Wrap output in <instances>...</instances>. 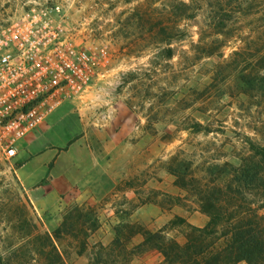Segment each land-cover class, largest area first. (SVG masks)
Wrapping results in <instances>:
<instances>
[{"label":"rangeland","instance_id":"rangeland-1","mask_svg":"<svg viewBox=\"0 0 264 264\" xmlns=\"http://www.w3.org/2000/svg\"><path fill=\"white\" fill-rule=\"evenodd\" d=\"M176 1L187 0H0V29L28 5H58L57 19L74 42L105 49L111 59L89 89L54 111L62 112L65 126L87 132L95 154L93 166L71 192L63 197L44 192L46 202L35 205L16 176V155L7 157L0 149L1 256L20 245L27 223L53 232L71 211L90 219L91 225L87 224V250L82 255L74 251L82 237L79 242L70 237L61 241L73 250L67 256L69 264L89 263V248L111 243L123 222L163 230L179 241L184 240L183 226L171 225L175 216L198 227L207 223V216L195 209V199L174 185L168 163L177 156L198 171L210 162L234 159L245 153L241 131L264 127V0H199L190 19L173 16ZM159 23L177 25L183 33L171 40L172 58L157 54L156 35L147 30ZM199 37L221 41L215 55L192 58L189 50ZM243 57L252 63L245 77L250 84H242L241 64L231 71L234 96L224 95L217 106L203 104V87L218 65H237ZM222 77L219 85L225 83ZM227 87L221 89L228 91ZM203 115L224 120L227 127L215 124L216 131L209 134L185 129L194 120L202 121ZM260 142L264 144V136ZM28 217L31 221L22 222ZM141 239L138 235L132 243ZM137 257L132 264L157 262L151 251ZM10 261L27 264L25 258Z\"/></svg>","mask_w":264,"mask_h":264},{"label":"trees","instance_id":"trees-1","mask_svg":"<svg viewBox=\"0 0 264 264\" xmlns=\"http://www.w3.org/2000/svg\"><path fill=\"white\" fill-rule=\"evenodd\" d=\"M197 1H176L172 4L173 16L194 17ZM147 30L156 35L157 54L172 58L175 50L171 40L178 36L177 33L183 36L177 25L159 23L156 27L150 25ZM164 41L165 46L162 44ZM220 42L217 38L206 41L204 37H199L196 43L191 44L189 52L194 59L211 57L216 54ZM234 63L226 61L219 64L209 78L210 82H206L202 93L203 104L206 103L207 107L217 106L224 95L234 96L231 71L241 64L242 84H250L245 79L252 64L249 58L243 57L237 65ZM221 74L228 91H223L221 88L224 84L218 83ZM207 111L209 109H205V114ZM236 120L241 125L239 119ZM215 124L227 127L224 120L203 115L202 121L194 120L185 129L209 134L216 131L213 127ZM256 130L252 133L241 131L240 139L245 153L229 159L231 161L210 162L197 171L190 170V165L177 160V156L171 157L167 171L174 176V185L195 199V209L207 216L208 221L204 226L190 225L183 218L175 216L170 221L171 225L183 226L184 240L179 241L163 230L152 231L140 224L123 222L115 231L111 243H97L89 248L91 261L87 264H132L138 259L137 256L147 251L156 256L155 264H264V144L260 142L264 127ZM169 196L174 199L173 195ZM28 221H31L29 217L22 219L24 223ZM87 224L91 225L90 219L72 211L64 215L53 232L40 231L36 224L29 222L22 235L23 241L6 257L0 255V264H10V259L23 258L27 264H69L67 256L73 250L64 248L61 241L70 237L79 242L82 237L79 248L74 249L76 255H82L87 250L85 240L89 233L86 231L90 229ZM138 235L142 239L132 243V239Z\"/></svg>","mask_w":264,"mask_h":264},{"label":"built area","instance_id":"built-area-1","mask_svg":"<svg viewBox=\"0 0 264 264\" xmlns=\"http://www.w3.org/2000/svg\"><path fill=\"white\" fill-rule=\"evenodd\" d=\"M57 17L58 5L33 3L0 29V149L7 157L111 62L105 49L77 45Z\"/></svg>","mask_w":264,"mask_h":264},{"label":"crops","instance_id":"crops-1","mask_svg":"<svg viewBox=\"0 0 264 264\" xmlns=\"http://www.w3.org/2000/svg\"><path fill=\"white\" fill-rule=\"evenodd\" d=\"M61 113L53 112L18 142L16 176L29 200L40 207L47 200L44 192L60 197L71 192L95 160L87 132L62 124Z\"/></svg>","mask_w":264,"mask_h":264}]
</instances>
